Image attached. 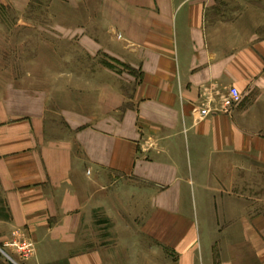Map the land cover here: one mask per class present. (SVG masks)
I'll return each mask as SVG.
<instances>
[{"label":"crops","instance_id":"crops-1","mask_svg":"<svg viewBox=\"0 0 264 264\" xmlns=\"http://www.w3.org/2000/svg\"><path fill=\"white\" fill-rule=\"evenodd\" d=\"M50 7L87 62L0 78L3 233L36 251L0 264H264V0Z\"/></svg>","mask_w":264,"mask_h":264},{"label":"rangeland","instance_id":"rangeland-1","mask_svg":"<svg viewBox=\"0 0 264 264\" xmlns=\"http://www.w3.org/2000/svg\"><path fill=\"white\" fill-rule=\"evenodd\" d=\"M52 0H31L30 6L25 10H15L0 3V78L5 76V69L19 72V69L28 68L36 71L49 68L67 69L72 65L84 66L85 59H54L52 55L53 43L51 41H39V35L46 36L53 32L51 10ZM28 22L22 23L21 21ZM38 21L40 24H38ZM39 25V27H37ZM64 49L62 48L61 51ZM66 53L68 48H65ZM102 62L103 60L99 59ZM105 62L107 60H104ZM74 63V64H71ZM96 63V60L93 64ZM12 72V71H11ZM227 95L223 96L222 101ZM223 105V102L221 103ZM4 206L0 199V259L7 261L15 259H29L36 255L32 245V240H27L25 236L6 235L4 220ZM111 227V219L96 218L94 222Z\"/></svg>","mask_w":264,"mask_h":264},{"label":"built area","instance_id":"built-area-1","mask_svg":"<svg viewBox=\"0 0 264 264\" xmlns=\"http://www.w3.org/2000/svg\"><path fill=\"white\" fill-rule=\"evenodd\" d=\"M239 101H240L239 92L235 88H230L227 96L222 101L223 105L221 108L223 110L221 109V111H229ZM196 112H198L199 116L204 117L208 115L211 112V110L208 109L207 107H201L198 110H196Z\"/></svg>","mask_w":264,"mask_h":264},{"label":"bare ground","instance_id":"bare-ground-1","mask_svg":"<svg viewBox=\"0 0 264 264\" xmlns=\"http://www.w3.org/2000/svg\"><path fill=\"white\" fill-rule=\"evenodd\" d=\"M207 94L209 97V103H210V105H212V107L215 108L214 110H221L222 106L221 105L219 106L218 102H219L220 98L223 99L222 93L218 92L214 87H209L207 89ZM216 107H218V108H216Z\"/></svg>","mask_w":264,"mask_h":264}]
</instances>
